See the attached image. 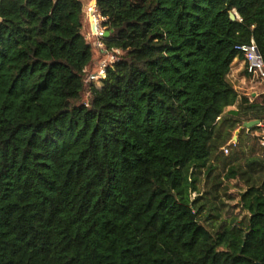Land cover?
Listing matches in <instances>:
<instances>
[{
	"label": "trees",
	"instance_id": "16d2710c",
	"mask_svg": "<svg viewBox=\"0 0 264 264\" xmlns=\"http://www.w3.org/2000/svg\"><path fill=\"white\" fill-rule=\"evenodd\" d=\"M95 8L121 52L99 88L81 0H0V264H264V158L224 159L245 185L240 220L215 226L191 199L220 129L264 121L228 79L234 60L251 78L237 46L264 64V0Z\"/></svg>",
	"mask_w": 264,
	"mask_h": 264
},
{
	"label": "rangeland",
	"instance_id": "374dc122",
	"mask_svg": "<svg viewBox=\"0 0 264 264\" xmlns=\"http://www.w3.org/2000/svg\"><path fill=\"white\" fill-rule=\"evenodd\" d=\"M81 2L83 3L84 7L82 35L84 36L85 40L93 47L95 46L94 44L96 40L91 32L92 24L90 17H97L98 15L97 12L94 13V10H96L95 0H81ZM91 4H93V6H91ZM97 20L99 27L105 30L106 28L101 26L103 19H98L97 17ZM109 53L113 54V51H109ZM120 54V51L119 53H115L117 59L119 58ZM104 56L105 54L101 55L94 52V61L92 65L87 68V70H85L86 78L91 72L97 69L99 61L103 59ZM243 66V61L239 62L234 60L228 74L229 81L237 91L239 97L246 96L250 102L256 101L264 104V82L261 80L246 78L242 73ZM93 84L96 88L101 86L100 82L98 81H93ZM87 96L88 94L83 96L82 102L87 101ZM235 109V106L228 107L225 110V113L227 114L228 111ZM242 123L238 124V126L236 125L235 130H229L228 125H224L220 129V139L229 137V140L222 147L218 148V150L211 157V160L209 161V165L213 168L211 175L207 177L205 170H202L198 175L197 188L199 189L200 194H191V199H195L197 196H202L201 198H203L201 200V202L205 203V209L201 213V216H204L202 218L203 220L206 218L208 210L213 208L214 211L211 213L210 223L215 226H218L221 224V222H233L235 220L238 221L244 216V212L239 206V199L240 194L245 190V185L243 181L239 179H232L229 181L224 180V175L228 168V166L224 164V159L228 158V161L231 162L233 166H241L242 169L247 170L246 166L250 159L264 158V146L262 145L264 139V121L260 122L261 125L254 127V129H243L237 133ZM224 149H227L228 152L225 153ZM252 175L254 177L258 176L259 171L257 169L254 170ZM215 178L216 182H221V185L218 187V198H213L212 195L205 193L211 188L212 184L215 183V181H213ZM212 214H214L216 217H213Z\"/></svg>",
	"mask_w": 264,
	"mask_h": 264
},
{
	"label": "built area",
	"instance_id": "2783aa9c",
	"mask_svg": "<svg viewBox=\"0 0 264 264\" xmlns=\"http://www.w3.org/2000/svg\"><path fill=\"white\" fill-rule=\"evenodd\" d=\"M96 13V10H94ZM100 19V15H97ZM97 17L94 18V28L91 27V32L93 37H95V48L98 52L105 54L104 58L99 61L98 67L95 71L91 72L85 79L86 83H93V81L100 82L106 77V68L111 66L117 61L115 53H119V50H111L112 53H109L104 43L100 40L101 37L105 36L104 30L99 27ZM236 50L243 55L244 61L247 63V73L251 76L252 79L261 80L264 82V64L262 58L255 46V44L241 45L237 46ZM259 124L258 126H260ZM264 146V139L262 142ZM227 153V149H224Z\"/></svg>",
	"mask_w": 264,
	"mask_h": 264
},
{
	"label": "water",
	"instance_id": "95a60500",
	"mask_svg": "<svg viewBox=\"0 0 264 264\" xmlns=\"http://www.w3.org/2000/svg\"><path fill=\"white\" fill-rule=\"evenodd\" d=\"M230 18H231L232 20H234L235 17H234L233 14H230ZM93 28H94V27H93ZM105 36H106V37L109 36V33L106 32V33H105ZM259 124H260V121L257 120V119H255V120H250V121H245V122L242 123V125H241V127H240V129L238 130L237 133H239V132H240L241 130H243V129H245V130H250V129L254 128V127H258Z\"/></svg>",
	"mask_w": 264,
	"mask_h": 264
},
{
	"label": "bare ground",
	"instance_id": "6f19581e",
	"mask_svg": "<svg viewBox=\"0 0 264 264\" xmlns=\"http://www.w3.org/2000/svg\"><path fill=\"white\" fill-rule=\"evenodd\" d=\"M91 6H93V4H91ZM90 20H91V24H92L91 27L93 28V26H94L93 16L90 17Z\"/></svg>",
	"mask_w": 264,
	"mask_h": 264
},
{
	"label": "crops",
	"instance_id": "0c3cea01",
	"mask_svg": "<svg viewBox=\"0 0 264 264\" xmlns=\"http://www.w3.org/2000/svg\"><path fill=\"white\" fill-rule=\"evenodd\" d=\"M254 95V94H253Z\"/></svg>",
	"mask_w": 264,
	"mask_h": 264
}]
</instances>
